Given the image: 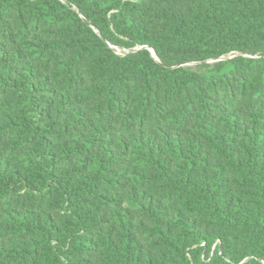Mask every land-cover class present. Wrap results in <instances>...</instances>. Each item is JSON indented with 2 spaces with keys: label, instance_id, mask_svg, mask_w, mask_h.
I'll use <instances>...</instances> for the list:
<instances>
[{
  "label": "trees",
  "instance_id": "trees-1",
  "mask_svg": "<svg viewBox=\"0 0 264 264\" xmlns=\"http://www.w3.org/2000/svg\"><path fill=\"white\" fill-rule=\"evenodd\" d=\"M0 264H264V0H0Z\"/></svg>",
  "mask_w": 264,
  "mask_h": 264
},
{
  "label": "rangeland",
  "instance_id": "rangeland-1",
  "mask_svg": "<svg viewBox=\"0 0 264 264\" xmlns=\"http://www.w3.org/2000/svg\"><path fill=\"white\" fill-rule=\"evenodd\" d=\"M120 53H123L124 51H122V50H118Z\"/></svg>",
  "mask_w": 264,
  "mask_h": 264
}]
</instances>
